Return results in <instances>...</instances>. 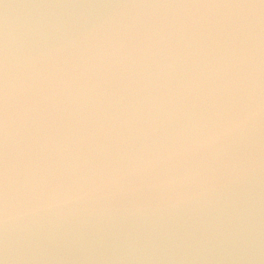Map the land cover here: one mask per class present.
<instances>
[{
    "label": "water",
    "instance_id": "water-1",
    "mask_svg": "<svg viewBox=\"0 0 264 264\" xmlns=\"http://www.w3.org/2000/svg\"><path fill=\"white\" fill-rule=\"evenodd\" d=\"M5 65L67 75L9 109L0 264H264V0H0Z\"/></svg>",
    "mask_w": 264,
    "mask_h": 264
},
{
    "label": "snow or ice",
    "instance_id": "snow-or-ice-1",
    "mask_svg": "<svg viewBox=\"0 0 264 264\" xmlns=\"http://www.w3.org/2000/svg\"><path fill=\"white\" fill-rule=\"evenodd\" d=\"M237 26L243 25L237 22ZM110 53L100 52L90 60L96 61L101 65L107 60ZM74 71V69H69ZM67 72L58 73L54 70L50 72H40L37 74H25L19 80L15 93L12 94L8 84L7 67L0 66V210L6 205L9 198V174H8V155L6 144V133L8 126V113L10 107H15L25 119H30L32 112L36 109H43V97L57 88L58 81L62 80ZM250 104H239L232 112L227 115L224 124L210 127L201 141V146L211 145L221 139L230 138L234 133L245 128L249 124L251 115ZM24 178L25 186L31 182L33 172L20 173Z\"/></svg>",
    "mask_w": 264,
    "mask_h": 264
}]
</instances>
